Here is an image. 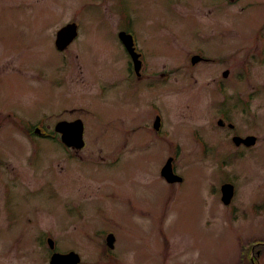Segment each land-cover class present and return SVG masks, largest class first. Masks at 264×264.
<instances>
[{
    "label": "rangeland",
    "instance_id": "1",
    "mask_svg": "<svg viewBox=\"0 0 264 264\" xmlns=\"http://www.w3.org/2000/svg\"><path fill=\"white\" fill-rule=\"evenodd\" d=\"M69 22L79 35L61 51ZM120 31L142 54L138 81L121 75ZM195 53L214 63L192 65ZM11 57L21 64L0 70V264H49L48 236L80 264H219L235 261L239 237H264V216L252 222L239 204L236 217L220 192L232 181L242 202L246 181L264 178V0H0V61ZM228 95L233 129L214 111ZM61 119L84 122L82 150L56 136ZM235 134L258 142L236 146ZM177 150L184 181L168 184L161 167Z\"/></svg>",
    "mask_w": 264,
    "mask_h": 264
},
{
    "label": "flooded vegetation",
    "instance_id": "2",
    "mask_svg": "<svg viewBox=\"0 0 264 264\" xmlns=\"http://www.w3.org/2000/svg\"><path fill=\"white\" fill-rule=\"evenodd\" d=\"M226 1L229 3H234V2L237 3L240 0H226ZM195 54H197V53H195ZM3 55L9 56L7 54H3ZM127 55L129 57V61L127 62V68H125L124 74L121 73V75H123L127 79L135 77L137 81L139 79H142L143 78L142 72H141L140 76L137 75V73L135 72V69H134V64H133L132 58L128 52H127ZM199 55H201L202 58L196 64H199L202 61L205 63H214L213 62L214 60L211 59L210 57H206V56L202 55L201 53ZM192 56H191V58H192ZM141 59L143 61L142 56H141ZM217 60L219 61V59H217ZM20 62L21 61L16 57H11L10 59H7V61L2 60V61H0V70H6V69H9L11 67H19L21 64ZM143 68H144V61H143V66H142L141 71L143 70ZM160 74L161 73H158L156 75L157 81L160 80V78H158V76ZM224 76L227 78L226 74H224ZM240 79L242 80V79H244V77L240 76ZM162 82H165L164 78H163ZM217 82L220 83L222 90H224L223 80L219 79ZM147 85H149L150 88L153 86L151 82L148 83ZM229 98H231V96L227 97V99L223 98L221 101H219V103H221L224 108H222L220 111L214 110L216 115L218 113H219V116L221 115L220 116V117H222L221 119H223V118L226 119V117H230L232 112L234 111V99L232 98L233 100H230ZM150 100H154V99L150 97L149 103H150L151 109L153 111H155V106H154L155 103H154V101H150ZM230 102H231V107H230V109H228V103H230ZM160 110H161V108H160ZM158 116L161 117V127H160V130H155L154 129V123H155ZM61 120H63V119H61ZM58 121H60V120H58ZM228 123L229 122L225 120L221 126H226ZM32 125L35 126L36 124L32 123ZM33 126H31V125L22 126V127H19L18 129L22 130L24 134L30 135V133L28 132V128L33 129V131L35 132L36 126L34 128H33ZM228 127H230V126L228 125ZM55 128H56V126L53 127L54 133L60 139V134L56 132ZM152 129H153L154 133L157 135L160 134L159 131L163 130V117H162L161 112H158L155 114L153 122H152ZM41 134L46 135V133H44V132H42ZM240 146H243L245 148H249V147H246L244 145H240ZM69 149L72 151V148H69ZM82 149H79V150H82ZM34 150L37 151L38 147L36 146L34 148ZM73 150H76V152L78 151V149H73ZM14 181L15 180H11L10 178H8V181H6V182H8L9 188L12 185H14V186L17 185V181H16V183ZM164 181H165V179H164ZM252 181L255 182L254 180L246 181L247 184L249 185L248 191H250V192H248V196L246 197V200L244 198V200L242 202H238V200H237V196H238V192H239L238 187L235 183L232 182L234 184V187H235V194H234V197L232 199V203L230 206L233 208V210H234L233 212L235 213V216H236L237 215L236 211L241 209L239 204L240 205H243V204L246 205L247 207L246 206L245 207L242 206V207L247 208V218L250 220H253L252 222H254L255 220H258L260 217L264 216V178L261 180H257V182H255V184L253 186L250 184V182H252ZM238 199H239V197H238ZM165 205L167 206V203H165ZM243 213L245 214V212H243ZM249 213H251V216H253L252 219H251ZM47 239H48V237H47ZM14 242H15V247H16V249L14 251H16L20 248V241H14ZM25 244L26 243L24 242V245ZM233 248L235 249V252H236L235 253L236 254L235 261L230 262V261L224 260L223 262H220L219 264H264V237L251 236V237H247L245 239H243L242 237H239L238 241H236ZM7 250H10V249L7 248ZM103 255H104V250H103Z\"/></svg>",
    "mask_w": 264,
    "mask_h": 264
},
{
    "label": "water",
    "instance_id": "3",
    "mask_svg": "<svg viewBox=\"0 0 264 264\" xmlns=\"http://www.w3.org/2000/svg\"><path fill=\"white\" fill-rule=\"evenodd\" d=\"M78 35V26L76 23H69L66 26L62 27L58 33L56 38V46L59 50H65L77 37ZM120 39L123 41L126 48L129 50L137 72H140L142 67V61L140 59V54L135 50L134 39L131 34L126 32L120 33ZM200 56H193L192 63L196 64L200 60ZM221 123V121H219ZM160 125V120L157 119L155 123V128L158 129ZM231 127L234 124H230ZM39 132V130H37ZM56 131L61 134V140L68 147L72 148H83L85 145L84 141V123L82 120L78 119L72 122L69 121H60L56 125ZM233 141L236 145H240L244 143L246 146L255 145L257 142V137L254 135H249L247 137L235 136ZM162 176L169 183H175L182 181V177L176 174L173 170V158L168 159L166 164L163 166L161 170ZM221 199L225 205H229L232 202V199L235 194V188L232 183H224L221 186ZM49 245L51 248L55 247V243L53 239H49ZM115 242V236L113 234H109L107 237V244L109 247L113 248ZM81 262L80 255L75 251H70L68 253H59L54 252L50 259V264H79Z\"/></svg>",
    "mask_w": 264,
    "mask_h": 264
}]
</instances>
